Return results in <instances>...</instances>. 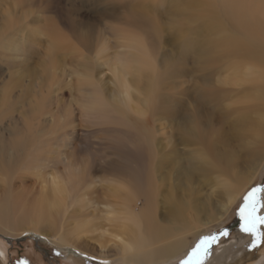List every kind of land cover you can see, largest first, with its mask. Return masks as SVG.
Segmentation results:
<instances>
[{
	"label": "bare ground",
	"instance_id": "1",
	"mask_svg": "<svg viewBox=\"0 0 264 264\" xmlns=\"http://www.w3.org/2000/svg\"><path fill=\"white\" fill-rule=\"evenodd\" d=\"M239 7L222 0H202L201 7L192 10L226 22L222 32L225 36L215 49L233 57L230 66L241 68L232 70L234 78H259L253 96L264 102V76L260 70L264 67V25ZM138 16L136 12L134 18ZM152 29L158 30L154 24ZM83 40L87 46L92 45L90 39ZM60 47L51 42L49 54ZM92 48L94 55L84 62L79 80L86 115L127 128L116 131L122 137L115 136L106 147L116 156L105 162L107 175L87 159L73 162L68 153L67 172L62 177L55 171L46 172L45 161H52L54 155L47 153L46 132L29 120L33 113L23 109L16 117L8 112L3 115L0 108V182L6 183L0 195V229L11 236L24 232L39 235L67 249L70 258L80 264L85 263L74 251L107 263H174L190 250L189 236H205L210 228L222 224L230 207L257 177L264 164V103L263 108L256 107L262 119L253 121L251 126L260 140L259 148L253 152L251 142L241 133L251 123L244 116L228 123L201 113L202 105L211 103L208 99L214 96L213 91L203 93L207 101H199L197 110L183 122L173 118V109L164 107L180 132L178 145H199L186 157L181 148L171 157L166 152L167 143L157 136L156 120L147 117L160 84L150 43L140 34L110 27L99 32ZM16 50H21L20 43ZM105 75L109 76L107 81ZM163 167L167 171L159 178ZM22 170L38 175L39 179L33 186L17 190L12 176ZM107 171L113 172L109 175ZM162 182L166 188L162 202L171 206L160 213L158 196ZM97 184L103 185L101 196L94 193ZM195 185L209 187L206 192L194 191ZM259 198L264 204V194ZM139 199L143 201L141 207ZM258 209L259 213L264 211V207ZM50 226L52 234L47 231ZM240 238L237 244L232 240L221 244L209 264H237L253 239L249 234ZM4 240L5 236L0 237L1 243ZM3 258L6 251L0 245V262Z\"/></svg>",
	"mask_w": 264,
	"mask_h": 264
},
{
	"label": "rangeland",
	"instance_id": "2",
	"mask_svg": "<svg viewBox=\"0 0 264 264\" xmlns=\"http://www.w3.org/2000/svg\"><path fill=\"white\" fill-rule=\"evenodd\" d=\"M222 1L233 7L240 5L244 14L253 16L264 25V0ZM201 5L202 0H0V108L3 109V115L8 112L10 116L14 114L16 117L20 116V110L23 109L33 113L29 120L36 128L46 132L47 153L53 152L54 155L52 161H45L46 172L55 171L58 177H62L67 172L65 157L68 153L73 162L87 159L97 164V170L101 169V173L107 175L105 162L116 157L106 147L115 136L122 137L116 131L127 128L120 123H105L88 117L83 107L86 104L84 90L79 85L80 75L84 73L83 64L93 57L92 47L95 46L99 32L110 30V27L140 34L153 48L160 84L158 94L153 96V109L147 117L156 120L157 136L167 143L166 152L171 157L180 152L179 148L185 149L182 153L186 157L190 152L198 150L199 145H178L180 132L177 125L169 120L172 115L164 107L173 109V118L183 122L197 110L199 101L201 104L207 101L203 93L211 91L214 93L208 99L211 103L209 106L202 105L201 113L215 120L222 118L228 123L244 116L251 123L241 133L251 142V152L259 148L257 142L260 140L251 131V126L255 123L253 121L261 118L256 107L263 108L264 103L253 96L260 80L255 75L251 80H242V76L234 78L232 70L241 68L230 66L233 57L215 49L217 42L225 36H222V32L226 22L212 19L207 14L193 13L192 7L199 9ZM136 12L138 18H134ZM140 13H145V18ZM151 16L153 20H150ZM153 24L158 28L156 32L152 29ZM84 38L90 39L92 47L85 44ZM51 42L61 46L52 55L49 54ZM19 43L21 50L17 51ZM260 70L264 76V67ZM104 79L107 81L109 76L105 75ZM1 128L0 122V131ZM95 155H98L97 159ZM166 171L163 167L159 171V178ZM107 172L110 175L113 171ZM12 178L13 187L17 190L31 187L39 179L38 175L26 170L19 174L15 171ZM4 185L6 183L0 182V195ZM160 185L162 190L158 196V205L160 213H163L169 210L171 203L162 202L165 185L163 182ZM208 187L195 185L193 190L206 192ZM257 187L264 188V164L252 185L230 207V213L223 223L210 228L206 233L216 236L222 230H229L228 234L217 238L209 248L203 264L213 261L210 257L220 249L221 244L232 241L237 244L241 241L240 236L247 234L231 228L235 226L234 219L244 204L243 198ZM93 189L100 196L104 191L101 184ZM261 194L264 191L257 193V196ZM138 202L141 207L142 199ZM256 214L264 216V211ZM52 230L50 226L47 231L52 234ZM259 230L264 232V225ZM3 236L8 241H2L6 244L0 241L6 251V258H3L1 264H80L70 258L67 249L41 236V240H35L34 235L27 232L11 236L0 229V237ZM199 237L189 236L192 245L190 250L174 263L181 264L204 236ZM255 260V264H264V244L258 250L248 246L237 264H248ZM83 262L88 264L85 260ZM103 263L128 264L117 261Z\"/></svg>",
	"mask_w": 264,
	"mask_h": 264
},
{
	"label": "snow or ice",
	"instance_id": "3",
	"mask_svg": "<svg viewBox=\"0 0 264 264\" xmlns=\"http://www.w3.org/2000/svg\"><path fill=\"white\" fill-rule=\"evenodd\" d=\"M264 191V188H253L243 198L244 204L240 208V216L244 221L242 231L249 234L253 239L250 245L253 249L258 250L261 244H264V232H260L259 226L264 225V216L257 215L259 207H264L260 203L257 193ZM216 241L214 235H206L199 240L198 243L187 254L181 264H203V260L207 258L209 246Z\"/></svg>",
	"mask_w": 264,
	"mask_h": 264
},
{
	"label": "flooded vegetation",
	"instance_id": "4",
	"mask_svg": "<svg viewBox=\"0 0 264 264\" xmlns=\"http://www.w3.org/2000/svg\"><path fill=\"white\" fill-rule=\"evenodd\" d=\"M235 221V226H233L232 228H231V230H238L239 231V233H241L240 232V230L242 229V225H243V223H244V221L241 219V216H240V211H239V213H238V215L236 216V219H234ZM240 226V227H239ZM259 227H261V225L259 226ZM228 232H229V230H228V228L226 229V230H222V231H220V233L218 234V235H216L215 237H216V239L217 238H219V237H223L224 235H226V234H228ZM242 234V233H241ZM215 243V242H214ZM214 243H212L210 246H209V248L210 247H212V245L214 244ZM83 260H85V261H87L88 262V264L89 263H100V264H105V263H103V262H101V261H97V260H94V259H91V258H82Z\"/></svg>",
	"mask_w": 264,
	"mask_h": 264
},
{
	"label": "water",
	"instance_id": "5",
	"mask_svg": "<svg viewBox=\"0 0 264 264\" xmlns=\"http://www.w3.org/2000/svg\"><path fill=\"white\" fill-rule=\"evenodd\" d=\"M24 236H28V235H24ZM34 239H35V240H41V237L34 235ZM75 253H76V255H77L78 257H80V258H88V257H85V256L79 254L78 252H75Z\"/></svg>",
	"mask_w": 264,
	"mask_h": 264
},
{
	"label": "crops",
	"instance_id": "6",
	"mask_svg": "<svg viewBox=\"0 0 264 264\" xmlns=\"http://www.w3.org/2000/svg\"><path fill=\"white\" fill-rule=\"evenodd\" d=\"M261 212H263V211H261Z\"/></svg>",
	"mask_w": 264,
	"mask_h": 264
}]
</instances>
